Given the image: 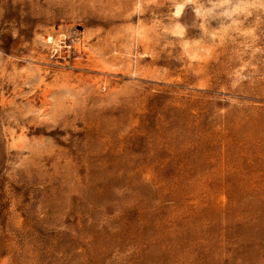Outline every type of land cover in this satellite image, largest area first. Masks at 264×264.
Segmentation results:
<instances>
[{
	"label": "rangeland",
	"instance_id": "rangeland-1",
	"mask_svg": "<svg viewBox=\"0 0 264 264\" xmlns=\"http://www.w3.org/2000/svg\"><path fill=\"white\" fill-rule=\"evenodd\" d=\"M0 264H264V0H0Z\"/></svg>",
	"mask_w": 264,
	"mask_h": 264
}]
</instances>
